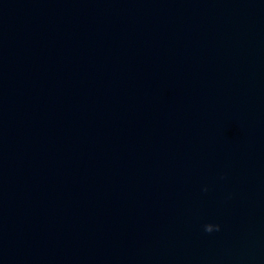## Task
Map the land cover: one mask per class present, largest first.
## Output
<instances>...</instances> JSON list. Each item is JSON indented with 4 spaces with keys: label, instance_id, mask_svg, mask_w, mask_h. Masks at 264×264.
<instances>
[{
    "label": "water",
    "instance_id": "obj_1",
    "mask_svg": "<svg viewBox=\"0 0 264 264\" xmlns=\"http://www.w3.org/2000/svg\"><path fill=\"white\" fill-rule=\"evenodd\" d=\"M0 264H264V0H0Z\"/></svg>",
    "mask_w": 264,
    "mask_h": 264
},
{
    "label": "clouds",
    "instance_id": "obj_2",
    "mask_svg": "<svg viewBox=\"0 0 264 264\" xmlns=\"http://www.w3.org/2000/svg\"><path fill=\"white\" fill-rule=\"evenodd\" d=\"M204 231L207 233H212L213 231H219L220 225L219 224H213V223H207L203 226Z\"/></svg>",
    "mask_w": 264,
    "mask_h": 264
}]
</instances>
